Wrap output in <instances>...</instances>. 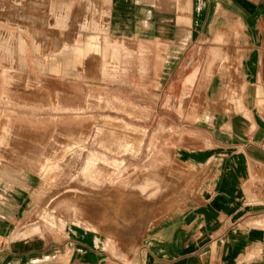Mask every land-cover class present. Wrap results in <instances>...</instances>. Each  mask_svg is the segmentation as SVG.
Listing matches in <instances>:
<instances>
[{
	"label": "rangeland",
	"instance_id": "1",
	"mask_svg": "<svg viewBox=\"0 0 264 264\" xmlns=\"http://www.w3.org/2000/svg\"><path fill=\"white\" fill-rule=\"evenodd\" d=\"M22 6V0L0 1V167L31 174L36 184L15 237L43 239L37 246L47 248L36 264H72L56 257L69 238L91 243L96 259L90 264H146L142 247L153 227L190 215L196 200L213 196L198 190L210 165L203 157L209 139L179 121L205 112L186 111L184 102L172 112L162 107L165 96L149 94L147 43L136 58L131 43L121 40L103 64L102 41L112 43L107 32L86 29L94 22L89 15L83 31H71L67 41L59 37L68 51L49 46L53 29L66 34L83 13L58 17L43 0L36 17ZM38 17L41 30L34 31ZM28 52L30 59L60 54L69 62L35 66L25 63ZM219 58L213 74L225 75L226 57ZM198 99L205 107L206 95ZM146 185L155 190L144 192Z\"/></svg>",
	"mask_w": 264,
	"mask_h": 264
},
{
	"label": "crops",
	"instance_id": "2",
	"mask_svg": "<svg viewBox=\"0 0 264 264\" xmlns=\"http://www.w3.org/2000/svg\"><path fill=\"white\" fill-rule=\"evenodd\" d=\"M22 1L29 15L42 12L43 0ZM50 5L49 14L84 17L71 21L66 34L53 29L58 40L51 36L49 46L69 51V42L59 37L67 41L71 31H83L89 15L94 22L86 29L107 32L112 43L103 39L102 63L121 40L131 43L136 58L140 44L147 43L149 94L165 96L162 107L172 112L183 102L186 111L205 112L193 121H179L209 139L211 151L203 157L210 165L198 190L213 196L196 200L190 215L153 227L142 247L146 264H264V0H50ZM34 20L32 28L40 31L41 18ZM58 55L38 60V53L30 59L28 52L24 61L35 66L69 62ZM204 57L209 58L205 68ZM219 57H226L225 75L213 74ZM61 70L69 72L65 66ZM204 94L205 107L198 99ZM35 188L31 174L0 167V264L42 262L37 258L47 248L37 246L42 238H15ZM90 246L87 240L69 238L56 257L90 264L96 259Z\"/></svg>",
	"mask_w": 264,
	"mask_h": 264
},
{
	"label": "bare ground",
	"instance_id": "3",
	"mask_svg": "<svg viewBox=\"0 0 264 264\" xmlns=\"http://www.w3.org/2000/svg\"><path fill=\"white\" fill-rule=\"evenodd\" d=\"M78 55L80 56L81 54L78 53ZM5 175V174H4ZM14 179H12L13 181ZM17 181V180H16ZM19 182V181H18ZM155 190V187L151 186V185H146L144 188H143V191L144 192H151V191H154ZM64 222V221H63ZM19 233V232H18ZM26 236V235H25ZM16 239H18L17 237H15Z\"/></svg>",
	"mask_w": 264,
	"mask_h": 264
}]
</instances>
